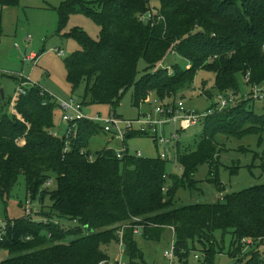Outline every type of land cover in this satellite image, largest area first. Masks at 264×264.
<instances>
[{"label":"trees","instance_id":"16d2710c","mask_svg":"<svg viewBox=\"0 0 264 264\" xmlns=\"http://www.w3.org/2000/svg\"><path fill=\"white\" fill-rule=\"evenodd\" d=\"M19 1L0 0V8ZM57 10L60 32L74 14L91 18L100 28L97 40L81 28L63 36L81 47L64 64L73 92L86 83L83 105L89 98L90 104L108 105L117 115L132 88L136 108L153 94L163 103L175 102L202 69L215 74L219 94L238 93L239 77L248 92L264 84V0H64ZM149 13L150 21H142ZM172 50L191 66L174 64L170 74L162 65ZM142 60L147 69L138 79ZM248 74L250 82L245 83ZM207 95L212 97L211 92ZM250 101L205 119L202 134L179 148L177 160L184 174L177 177L168 175V162L159 156L144 158L128 150L118 159L109 146L92 155L89 142L103 133L100 124L82 120L69 138L68 128L62 136L53 135L57 101L33 83L26 95L17 94L12 115L0 117V194L5 200L25 177L31 201L40 197L44 204L48 198L50 204L46 221L28 215L9 221L0 242V251L9 257L0 264H109L103 249L121 241L126 264H146L135 229L153 241L168 228L174 231V252L182 264L198 247L208 261L224 254L218 232L230 236L227 254L235 264H264L257 248L240 255L244 239L264 238V185L227 194L213 204L176 203L179 190L196 188L199 166L215 168L217 135H264V113L254 111ZM136 137L143 136L128 139ZM255 158L264 173V152ZM53 177L57 188L50 191L45 186Z\"/></svg>","mask_w":264,"mask_h":264},{"label":"rangeland","instance_id":"374dc122","mask_svg":"<svg viewBox=\"0 0 264 264\" xmlns=\"http://www.w3.org/2000/svg\"><path fill=\"white\" fill-rule=\"evenodd\" d=\"M63 1L20 0L17 6L0 8V117L3 114L12 115L20 85L19 79L21 75H25L32 83L49 92L57 101L54 127L50 130L55 136L64 135L68 128L67 123L63 121V110L60 108L59 101L73 98L83 103L86 89V83H82L73 92L67 82L64 60L80 50L81 47L77 41L65 39L63 36L75 28H81L96 40L100 34L99 26L91 18L81 14L72 15L67 26L60 32V18L57 9ZM57 51H63L65 56H59ZM32 54L39 57L36 63L28 60ZM174 64L187 69L191 66L189 62L170 52L162 67L173 73ZM146 69L145 61H140L138 79L145 75ZM238 80L241 84L238 93L228 92L237 97V105L244 102L245 97L249 98L250 95L247 88L244 90L243 79L239 77ZM1 90L4 92V98ZM208 92L212 93V97H208ZM133 95L134 89L132 88L121 100L120 107L116 111L117 115L128 120H136L140 115L148 114L154 109V101L157 98L154 94L150 96V104L145 103L140 108L133 106ZM218 96L219 91L215 89V74L202 69L196 74L194 82L180 91L177 101H183L190 110L196 109L199 113H205L219 103ZM86 103L83 113L88 118H105L110 114H115L108 105L90 104L89 98ZM250 106L257 113H264L263 102L254 101L250 103ZM135 127L137 128V126ZM203 128L204 122L183 133L182 147L197 139L202 134ZM215 139L219 150L214 161L215 168L208 164L199 166L194 176V180L197 182L196 188L179 190L176 196L178 205L213 204L222 201L227 194L264 185V173L260 168L261 161L255 158L256 155H261L264 152V135L236 138L219 134ZM126 142L130 153L140 152L144 158H157L162 152L157 148L152 137H136L128 139ZM107 144L114 150L123 148V143L119 140H112L108 135L102 133L90 140L89 151L95 155L102 151ZM92 158L94 159V157ZM167 170L168 175L182 177L184 174L183 169L175 161V157H173V162L168 164ZM211 172L215 173V178L218 176L222 184L220 188L224 187L223 190L218 189L215 179H212L214 177ZM45 188H49L50 191L57 188L55 177ZM39 198L32 201L34 212L31 217L46 221L47 217L44 214L47 213L50 202L46 198L45 203L42 204ZM31 200L27 196L26 178L20 177L5 200L0 194V220L9 223V221L24 218L27 216L26 202ZM70 225H77V222H71ZM216 237L219 242L224 241V254H215L208 261L202 248L198 247L196 251L190 253L187 264H235V258L227 254L231 242L230 236L222 237V233L218 232ZM136 241L143 252L146 264H182L176 256L173 263L166 257V253H170L175 244L173 229H166L160 240H146L142 235H137ZM245 249H242L240 255H243ZM103 250L109 256V264H126L129 261L123 253L121 242H114ZM196 255L200 258H196ZM8 257L7 251H0V263Z\"/></svg>","mask_w":264,"mask_h":264},{"label":"built area","instance_id":"2783aa9c","mask_svg":"<svg viewBox=\"0 0 264 264\" xmlns=\"http://www.w3.org/2000/svg\"><path fill=\"white\" fill-rule=\"evenodd\" d=\"M151 18L152 13H149L142 17L141 20L147 22L150 21ZM171 52L172 54H176L174 50ZM57 53L61 57L65 56L63 51H57ZM28 60L37 61L38 57L35 54H32L30 57H28ZM20 78H25L26 81L19 85L18 93L20 95H26L27 89L29 86L33 85V83L29 81L25 75H21ZM249 82L250 76L248 74L245 77V83ZM249 93V98L245 97L246 100L250 99L255 102H263L264 84L253 86V89H251ZM218 101L219 103L217 104L218 106L216 105V108H212L205 113H199L196 109L190 110L188 107H186V104L183 101L163 103L160 101V99L156 98L154 101V109L148 114L140 115V117L136 120H128L115 114H110L105 118H88L83 113V103L76 101L73 98L70 100H60L59 102L60 108L63 110V121L68 125V131L66 135L67 138H69L72 128L76 126L78 121L88 120L96 124H100L104 134L108 135L113 140H119L121 143H123V148L116 151L118 159H123L128 153L129 148L126 145L128 137L132 134H137L143 137H152L157 148L162 151L159 153V157L162 160L171 163L173 162V157H175V161L178 162V153L179 148L182 147L183 133L190 130L194 126L205 122L206 118L215 114L216 112H221L230 106L237 105V97L231 93L219 94ZM146 103H150V98H148ZM135 126H137V128ZM141 155L142 154L139 152L138 156ZM49 184L50 182L47 185ZM25 207L27 215L31 216L34 212L33 202L27 201ZM7 230L8 221L0 220V242L3 241ZM123 230L120 232L121 240L123 237ZM134 234L141 235V230L135 229ZM242 243L243 248H246L245 251H243V255L257 248L261 259L264 260V238L260 239L258 242H255L252 239H244ZM121 244L123 246L122 241ZM166 257L171 260V263H173L175 258L174 245L173 250L170 253H166ZM196 258H198V256H196Z\"/></svg>","mask_w":264,"mask_h":264},{"label":"crops","instance_id":"0c3cea01","mask_svg":"<svg viewBox=\"0 0 264 264\" xmlns=\"http://www.w3.org/2000/svg\"><path fill=\"white\" fill-rule=\"evenodd\" d=\"M150 104V103H149ZM263 104H264V101H263ZM119 116V115H118ZM113 140V139H112ZM126 145L128 146V144H127V142H126ZM107 146H109V144H107ZM109 148H111V147H109ZM115 151H118V150H115ZM169 164V163H168ZM177 164H178V162H177ZM197 256V255H196ZM200 257L198 256V259H199Z\"/></svg>","mask_w":264,"mask_h":264},{"label":"water","instance_id":"95a60500","mask_svg":"<svg viewBox=\"0 0 264 264\" xmlns=\"http://www.w3.org/2000/svg\"><path fill=\"white\" fill-rule=\"evenodd\" d=\"M1 94H2V96H3V98H4V92H3V90H1Z\"/></svg>","mask_w":264,"mask_h":264}]
</instances>
